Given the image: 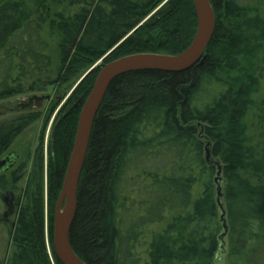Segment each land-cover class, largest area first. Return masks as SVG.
<instances>
[{
    "label": "trees",
    "instance_id": "obj_1",
    "mask_svg": "<svg viewBox=\"0 0 264 264\" xmlns=\"http://www.w3.org/2000/svg\"><path fill=\"white\" fill-rule=\"evenodd\" d=\"M36 1L0 0V103L23 93L26 80L43 77L56 92L74 88L57 121L80 103L50 137L48 216L39 179L26 189L10 235L13 250L0 264H60L55 205L81 109L101 70L94 66L135 54L179 55L198 26L194 0ZM210 3L216 28L200 67L129 73L109 87L93 124L70 232L85 264H221L223 255L237 263L264 247V133L256 143L246 124L259 86L255 52L264 42V23L252 13L264 1ZM55 7L77 12L50 22ZM41 20L50 23L45 43L33 26ZM31 121L1 124L0 152ZM207 142L211 160L222 167L225 237ZM40 154L43 159V148ZM43 168L41 162L40 174ZM7 187L0 177V191Z\"/></svg>",
    "mask_w": 264,
    "mask_h": 264
},
{
    "label": "water",
    "instance_id": "obj_2",
    "mask_svg": "<svg viewBox=\"0 0 264 264\" xmlns=\"http://www.w3.org/2000/svg\"><path fill=\"white\" fill-rule=\"evenodd\" d=\"M197 17V31L193 42L183 53L170 56L161 54H135L115 60L103 66L96 78L94 86L85 100L80 112L75 142L63 180V186L56 203L53 228V248L60 264H85L73 251L70 244V232L77 213L78 186L85 163V158L91 138L96 115L104 101L109 87L115 79L135 72H161L168 74L182 73L200 67L205 59V52L212 40L216 28V17L210 0H194ZM37 103H48L51 95L34 96L28 106ZM75 103L56 123L53 133L61 122L79 105ZM52 133V136H53ZM203 131L201 132L202 135ZM210 142H207L205 152L209 166L217 167L215 186L217 202L222 211V221L226 236V213L222 205V167L211 160ZM11 164L7 158L0 162V173Z\"/></svg>",
    "mask_w": 264,
    "mask_h": 264
},
{
    "label": "rangeland",
    "instance_id": "obj_3",
    "mask_svg": "<svg viewBox=\"0 0 264 264\" xmlns=\"http://www.w3.org/2000/svg\"><path fill=\"white\" fill-rule=\"evenodd\" d=\"M37 2L36 0H33ZM264 1V0H262ZM244 3H252L253 0H242ZM76 8H60L55 7L54 13L50 15V22L60 18V15L65 17L74 16L76 13ZM57 15V16H56ZM255 17H259L264 23V7L256 8L255 13H252ZM58 17V18H57ZM50 24V23H49ZM47 22L42 26L43 31H41V38L43 41L48 40V30ZM50 38V48L52 52H56L57 49V40L56 34L51 32L49 35ZM260 48L255 52V69L257 70V80L259 81V86L257 93L253 96V105L247 113L246 124L249 128L250 137H253L255 142L259 141V136L264 133V42L260 43ZM109 63L103 61L98 62L95 67L102 68L103 66ZM100 72V71H99ZM88 71L81 79L80 82L85 78ZM99 74V73H98ZM56 80H53L55 82ZM47 82V79H46ZM52 82V83H53ZM25 89L24 92L0 103V114L5 110L9 109H19L23 110V105L28 103V98L32 95H51V101L48 103H43L41 107L33 110L37 113L31 114L32 112L27 113H15L7 115L1 118L0 116V125L8 122H16L21 117H29L32 119L30 126L14 141L13 149L21 153V163L25 164L26 169L28 170V175L21 181L10 180V184L5 191L0 192V263L7 260L10 256L13 246L11 241V232L15 227L17 221V216L15 213H11V205L15 209L18 207L20 202L21 206L24 204L23 201V191L27 189L29 184L34 181L42 179L43 191H44V204H45V215L48 216L49 210V188H48V164L50 159V137L52 136L55 123L57 121L60 112L63 111L65 103L71 97L73 89H70L66 94L64 91L56 92L52 87L47 88L43 85L40 80L35 78L28 79L24 82ZM62 95H64L62 97ZM62 97V98H61ZM7 106V107H6ZM67 112V111H66ZM65 112V113H66ZM64 113V114H65ZM63 114V115H64ZM61 118V117H60ZM60 120V119H59ZM58 120V121H59ZM57 121V122H58ZM40 148H43V159H41ZM43 163V172L40 174V165ZM42 176V178H41ZM127 189L128 185L125 186ZM13 201V204L11 202ZM56 208V205H55ZM124 219H128V215L123 216ZM47 219V218H46ZM130 219V218H129ZM126 224L123 221V226ZM128 224V222H127ZM163 228V226H161ZM226 242V241H225ZM227 248V242L225 243ZM227 256L223 255L221 259V264H264V247H256L254 253L248 257L242 259L239 262H229L226 259Z\"/></svg>",
    "mask_w": 264,
    "mask_h": 264
},
{
    "label": "flooded vegetation",
    "instance_id": "obj_4",
    "mask_svg": "<svg viewBox=\"0 0 264 264\" xmlns=\"http://www.w3.org/2000/svg\"><path fill=\"white\" fill-rule=\"evenodd\" d=\"M44 24H45L44 20H41L39 24H33V26H35V27L37 25L39 26V28H40V31H39L40 36H41V31H43V29H42L43 27L42 26ZM15 41H16V44H21V43L27 42L26 39L23 40L22 42H21L20 39H15ZM42 41H43V39H42ZM43 42L45 43V41H43ZM40 82L43 85H45L46 84V78L45 77L41 78ZM34 96H43V94L42 95H32L31 97H29L28 98V103L23 105V110H19V109L15 110V109H9L8 108L7 110H5L3 113L0 114L1 118L4 117V116H7V115L19 113V112H22V113L32 112L33 110L41 107L43 103H37L35 100L33 101V104L31 106H28V104L30 103L31 98H33ZM34 113H37V112L34 111L31 114H34ZM13 144L10 145L3 152H0V162L4 161L7 158L11 159L10 166H8L5 171H2L0 173V177H5L7 179L8 186H9V184L11 182L10 180L14 179L15 181L18 182V181L23 180L28 175V170L25 167L26 165L21 163V157H22L21 153L16 151L15 149H13ZM47 179H48V173H47ZM3 191H5V190H3ZM25 193H26V189H25V191H23V201L25 200L24 199ZM20 202H21V200H20ZM20 202H19L18 207L16 209L14 207H12V205L10 207L11 208V213H15L17 218H18L19 212H20V210H21V208L23 206V205L21 206ZM11 204H13V201L11 202Z\"/></svg>",
    "mask_w": 264,
    "mask_h": 264
}]
</instances>
